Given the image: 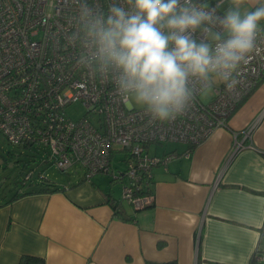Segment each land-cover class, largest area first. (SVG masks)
<instances>
[{"label": "crops", "instance_id": "crops-1", "mask_svg": "<svg viewBox=\"0 0 264 264\" xmlns=\"http://www.w3.org/2000/svg\"><path fill=\"white\" fill-rule=\"evenodd\" d=\"M227 122L196 146L165 142L179 146L153 152L178 156L152 167L153 198L142 208L115 198L108 174L88 179L83 168L50 182L54 191L1 193L0 264L24 255L44 264H264L254 256L264 255V78ZM235 139L244 146L228 158Z\"/></svg>", "mask_w": 264, "mask_h": 264}, {"label": "built area", "instance_id": "built-area-1", "mask_svg": "<svg viewBox=\"0 0 264 264\" xmlns=\"http://www.w3.org/2000/svg\"><path fill=\"white\" fill-rule=\"evenodd\" d=\"M96 2L106 8L109 0ZM69 14L66 0H0V131L10 144L46 148L57 169L80 165L88 179L109 174L111 156L124 152L125 170L115 176L122 181L121 198L145 207L153 198L152 167L178 156H157L150 145L193 147L217 128H227L229 116L264 78V59L252 61L234 92L218 83L207 100L198 95L187 114L149 124L140 107L121 103L114 84L76 65L77 50L65 38ZM78 103L85 112L72 118L67 109ZM243 146L235 139L228 158Z\"/></svg>", "mask_w": 264, "mask_h": 264}, {"label": "clouds", "instance_id": "clouds-1", "mask_svg": "<svg viewBox=\"0 0 264 264\" xmlns=\"http://www.w3.org/2000/svg\"><path fill=\"white\" fill-rule=\"evenodd\" d=\"M66 2L76 65L114 84L149 124L187 114L218 83L234 92L252 61L264 59V0Z\"/></svg>", "mask_w": 264, "mask_h": 264}, {"label": "rangeland", "instance_id": "rangeland-1", "mask_svg": "<svg viewBox=\"0 0 264 264\" xmlns=\"http://www.w3.org/2000/svg\"><path fill=\"white\" fill-rule=\"evenodd\" d=\"M208 97V92L200 96L203 101L207 100ZM84 112L85 109L79 103L67 109V114L72 118H78ZM177 146L179 145L176 143L152 144L149 147V151L154 154L164 148ZM124 158V152H118L111 156V172L116 174L125 170ZM114 173L104 176L105 181L110 184L114 197L118 198L121 196L122 181H114ZM28 174L31 175V178L25 179ZM39 176L45 177L49 182L62 184L73 176H83V170L80 165L75 164L71 168L61 171L53 164L46 148L36 145L23 147L10 144L0 131V194L5 193L8 196L18 190L36 188L39 181L35 182V180H41ZM110 180L114 181V183H110ZM23 182L27 183L26 186L22 184Z\"/></svg>", "mask_w": 264, "mask_h": 264}, {"label": "trees", "instance_id": "trees-1", "mask_svg": "<svg viewBox=\"0 0 264 264\" xmlns=\"http://www.w3.org/2000/svg\"><path fill=\"white\" fill-rule=\"evenodd\" d=\"M31 146H35V145H23V147H31ZM36 146H38V145H36ZM38 147H40V146H38ZM61 171H64V170H61ZM30 178H31V175L28 174V175H26V178L25 179H30ZM36 181H38V180H35V182ZM38 183H39L38 184V187H36V188H32L31 187V188H28V189L26 188L27 190L25 189L22 194L21 193L19 194L18 191L15 192V194L12 196L11 199L16 198V196H23V195H26V194H31V193L40 192V191H47V190L54 191V190L57 189V187H55L52 183H50L49 181H47L45 177H42L41 181L38 182ZM22 184L23 185L25 184V186H26L27 183L23 182ZM113 207H114V209H116L117 208V204L116 205L114 204ZM17 264H44V261H43L42 258L37 257V256L24 255V256H22L20 258V260H19V262Z\"/></svg>", "mask_w": 264, "mask_h": 264}]
</instances>
